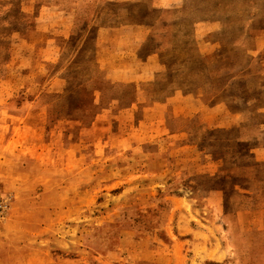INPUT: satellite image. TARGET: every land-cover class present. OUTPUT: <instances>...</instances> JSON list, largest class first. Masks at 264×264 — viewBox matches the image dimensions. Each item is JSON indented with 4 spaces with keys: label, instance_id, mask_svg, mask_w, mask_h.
<instances>
[{
    "label": "rangeland",
    "instance_id": "1",
    "mask_svg": "<svg viewBox=\"0 0 264 264\" xmlns=\"http://www.w3.org/2000/svg\"><path fill=\"white\" fill-rule=\"evenodd\" d=\"M115 1L0 0V264H218L224 208L264 231V193L193 186V165L224 169L186 131L197 115L225 142L238 132L226 106L198 112L203 85L263 94L264 0H124L126 23L100 22Z\"/></svg>",
    "mask_w": 264,
    "mask_h": 264
},
{
    "label": "crops",
    "instance_id": "2",
    "mask_svg": "<svg viewBox=\"0 0 264 264\" xmlns=\"http://www.w3.org/2000/svg\"><path fill=\"white\" fill-rule=\"evenodd\" d=\"M129 7V2L124 0L108 3V5L104 6L103 17L100 19V22L108 20L115 24L123 25L127 22L126 15ZM159 10L160 9H157L156 11L159 12ZM89 31H91V29L88 30V32ZM190 63H193V61L182 62V66H179L177 70L173 71L172 76L166 74V77L158 83L166 84V81H169L171 77L172 80H175L178 76L180 78L184 68L194 67ZM199 71L198 69V72ZM228 78L229 77L220 78L218 84L214 88L208 89L206 85L201 87L200 96L206 99L200 100L202 103L198 105V112L200 110L203 113L204 109L208 110L210 108H217L218 112H220L219 108L226 106L228 112L232 114L236 120L238 119L237 121L235 120V122L239 124L238 132L228 137V141L225 142L224 139H226V137L222 136V134L217 135L212 131L213 124L215 123L214 121L208 120V118L205 119L206 116L200 117L197 115L194 116V124L186 129L190 134L189 141L192 144H203V146L213 149L212 158L217 160V167H219V169H224V171L217 177L211 176L208 175L207 170H204L206 169L205 167L197 164L193 166L199 172L198 174L193 175L190 170H186L185 173L188 174L189 172L193 175L192 177L194 178L191 180H197V183L193 186H199L200 190H208L210 182H214V187L210 188L213 190L219 189L222 191L226 190V188L234 189V191L238 193L237 199L235 194L234 201L236 203L245 202V205H247L252 196L264 193V176H259V178H257L256 175L260 173L264 174V145L258 146L255 135L251 134L255 127H262L264 125V92L263 94L260 92L261 95H259L256 100H250L245 97L240 98L239 95L236 94L233 82L231 80H226ZM162 84L154 85L156 88L154 91L156 93L158 92L159 94V92H163V87L165 86ZM260 87L264 91V85ZM176 89L185 93L190 92L184 87L176 86ZM213 94H215V98L212 96ZM190 120L191 115L189 116L188 114L175 116L168 121L167 128L172 132L180 131ZM160 130L161 134H163L162 128ZM218 139L221 140L220 145L217 142ZM224 146L228 147L227 150L229 149V153H227ZM179 152L180 149H175V152L169 155L175 156L178 155ZM230 154L232 156H229ZM227 156L230 157L232 162L229 158H226ZM228 172L234 173V175H230ZM183 199L182 195L180 196L178 194L173 198L177 204H181ZM245 207L246 206L243 208ZM242 210L244 209L241 208L237 211L235 208H224L220 213V218L228 228L223 233L225 234L223 235L225 244L224 249H222L218 255V264H264V231L257 230L258 240L255 241L251 232L244 230L240 226L241 224H239ZM181 241L185 242L186 240ZM215 252H219V249L216 248Z\"/></svg>",
    "mask_w": 264,
    "mask_h": 264
},
{
    "label": "built area",
    "instance_id": "3",
    "mask_svg": "<svg viewBox=\"0 0 264 264\" xmlns=\"http://www.w3.org/2000/svg\"><path fill=\"white\" fill-rule=\"evenodd\" d=\"M11 203L12 199L10 197H3L0 195V217H2L6 213Z\"/></svg>",
    "mask_w": 264,
    "mask_h": 264
}]
</instances>
